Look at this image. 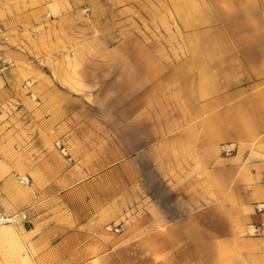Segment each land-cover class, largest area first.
<instances>
[{"label": "rangeland", "instance_id": "obj_1", "mask_svg": "<svg viewBox=\"0 0 264 264\" xmlns=\"http://www.w3.org/2000/svg\"><path fill=\"white\" fill-rule=\"evenodd\" d=\"M175 1L167 0L166 9L164 0H0V75L15 65L8 55L12 45L29 68L63 72L68 80L58 79L60 85L74 81L90 90L86 101L76 98L68 123L26 128L25 135L39 138L32 162L53 168L56 190L34 201L36 214L25 223L0 225V264H225L218 242L231 247L230 264H264V109L246 111L253 137L237 127L238 140L218 142L202 154L197 147L211 116L227 117L229 111H194L181 127L164 133L141 118L152 100L148 88L180 64L186 38L195 37L174 12L163 15L177 10ZM6 85L0 79V91ZM254 93L236 96L235 104L257 105ZM9 103L18 110L14 96ZM135 120L139 142L132 144ZM225 127L219 129L232 131V125ZM15 129L13 140L20 134ZM179 130L187 141L180 145L193 150L171 158L157 148ZM137 143L143 145L139 150ZM13 145L18 151L30 144ZM99 151L101 160L92 157ZM11 159L22 162L19 153ZM67 167L98 171L67 181ZM19 170L11 177L31 186L30 175ZM210 174L216 185L208 183Z\"/></svg>", "mask_w": 264, "mask_h": 264}, {"label": "crops", "instance_id": "obj_2", "mask_svg": "<svg viewBox=\"0 0 264 264\" xmlns=\"http://www.w3.org/2000/svg\"><path fill=\"white\" fill-rule=\"evenodd\" d=\"M189 1H175L173 8L177 10H163V15L167 12H174L181 27L193 32L195 37L186 38L183 46L187 54L180 57V64L175 65L171 72L164 74L166 76L157 77L155 82L147 85V87L150 85L147 93L148 99L152 98V100L148 101L147 113L141 118L146 119L144 120L147 121L146 123L154 122L151 126L153 131L161 133V129L164 133L166 130L172 128L176 130L181 127V124L193 117L194 111L202 112L208 109L232 111L233 117L229 112L227 117H219L218 113L211 116V127L204 130V135L200 137L202 144L197 147L201 151L199 153L202 154L206 148V151L213 152L212 147H215L218 142H229L240 137L241 131L236 130L237 127H241L247 137L255 135L251 128L253 127L250 122L251 115L246 111L251 113L259 108L264 109V0ZM164 6L167 9V0H164ZM8 48L13 51H10L8 55L12 56L11 60L15 62V65L0 75L1 81L8 84L0 91V204L5 214L26 209L29 216V214H36L34 201L38 198L49 197L50 192L56 190V187L51 179L53 168L46 169L42 163L32 162V154L37 153L34 151L33 144L39 138L25 135V130L32 128V125L61 127L58 126L61 122L68 123L73 120L74 110L71 108L74 107L76 98H81L83 102L86 101L85 96L89 95L90 90L74 81L67 82L69 86L60 85L58 79L68 80L63 72L54 76L52 73L47 74L35 68H29L25 62L24 53L12 49V45ZM21 69L22 71L24 69V73ZM131 78L134 79L132 76ZM145 78L149 80L150 77L145 76ZM26 79L32 82L30 88L21 86V82ZM258 88L260 89L256 92ZM132 89H135L133 82ZM252 90L258 96L257 105L253 100L249 104L248 101L235 104L236 96L250 94ZM29 92L37 96V99L30 98ZM99 95H102V92H99ZM12 96L19 104L18 110L15 111L10 108L12 105L9 100ZM4 99H6L5 102H3ZM99 102H102V97ZM173 110L178 111V117L171 118L168 112ZM135 123L137 120L131 123L132 144L135 139H139L138 129H136L139 125ZM225 125H232V131L219 129ZM16 127L20 130V134L13 140L12 133ZM155 127L160 129H155ZM178 133L175 137L171 135L163 137L157 149L171 158L182 157L183 153L191 147L180 145V142L187 141H182L183 135L180 130ZM137 140L136 142H139ZM189 141L194 142L195 140ZM15 142H18L19 146L22 143L30 145L25 149L19 147L18 151H13L11 148ZM147 142H150L149 138ZM136 146L139 150L143 145L137 143ZM154 149L156 150V148H147V151L154 152ZM18 153L22 161L19 165L12 159L10 160L14 155L18 157ZM92 157L101 160L102 151ZM18 167L19 171L30 175L31 186L27 188L20 186L11 177L13 170ZM92 169V167H81L80 171L75 172L74 169L69 170L67 167L66 180L71 181L73 175L97 173L98 170ZM213 176L214 174H210L208 183L216 185L213 182ZM260 194L264 196V192ZM159 216L162 220L166 217L165 215ZM174 218L182 220L180 217ZM239 230L241 228H238ZM218 250L221 254L220 260L225 264H230L231 247L227 243L218 242ZM251 263L259 264L258 260L253 261L252 259Z\"/></svg>", "mask_w": 264, "mask_h": 264}, {"label": "built area", "instance_id": "obj_3", "mask_svg": "<svg viewBox=\"0 0 264 264\" xmlns=\"http://www.w3.org/2000/svg\"><path fill=\"white\" fill-rule=\"evenodd\" d=\"M23 179L22 181H25ZM27 181V180H26ZM28 220V215L26 211L21 210L11 214H5L1 209L0 204V225H17Z\"/></svg>", "mask_w": 264, "mask_h": 264}, {"label": "bare ground", "instance_id": "obj_4", "mask_svg": "<svg viewBox=\"0 0 264 264\" xmlns=\"http://www.w3.org/2000/svg\"><path fill=\"white\" fill-rule=\"evenodd\" d=\"M18 70H20V69L18 68ZM21 71H22V69H21ZM23 71H24V69H23ZM23 71H22V72H23ZM18 72H19V71H18ZM23 73H24V72H23ZM26 180H27V179H26ZM26 180H25V181H26ZM22 183H23V182H22ZM4 226H8V225H4ZM4 229H5V227H4Z\"/></svg>", "mask_w": 264, "mask_h": 264}]
</instances>
